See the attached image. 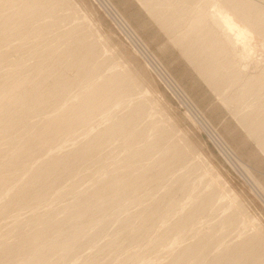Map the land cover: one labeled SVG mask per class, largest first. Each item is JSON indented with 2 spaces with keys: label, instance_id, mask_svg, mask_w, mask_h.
<instances>
[{
  "label": "bare ground",
  "instance_id": "6f19581e",
  "mask_svg": "<svg viewBox=\"0 0 264 264\" xmlns=\"http://www.w3.org/2000/svg\"><path fill=\"white\" fill-rule=\"evenodd\" d=\"M147 3L166 28L185 30L183 37H178L180 42L178 38L173 39L176 44H182L199 74H204L212 86L216 89L238 86L229 95V102L238 109L246 101L248 112L242 115L241 123L264 150V65L257 73V69L248 72V68L255 69L261 63L259 57V61L254 57L255 52L264 49V4L251 0H147ZM56 6L57 0H0V64L10 51L38 56L29 69H22L19 60L7 72L0 73V197H7L0 200V222L3 220L7 226L13 220V225L6 228L16 236L12 240L5 235L4 224L0 227V264H106L102 261L104 256L114 253L121 257L120 253L127 254V250L144 244V250H131L134 253L119 258L121 264L142 261V264H264V233L257 231L232 245L219 236L215 240L216 227L221 223H235L236 212L226 216L223 212L224 217L214 224L215 229L200 232L198 238L188 243L182 241L185 235L193 233L197 224L215 213L220 195L213 187L208 189V185L206 194L195 193L185 174L177 175L176 167L181 168L183 164L185 167L187 164L183 162L187 156L176 141L169 139V144L162 142L165 147H160L161 139H145V130L139 128L148 113H152L144 105L147 101L135 102L129 111L117 115L99 131L92 124L94 134H89L75 149L60 153L62 138L75 135L83 125L90 124L87 126L90 129L97 111H106L111 104L122 102L137 86L128 72L127 75L108 74V70L106 75L99 46L76 30L64 32L59 44L39 53L43 42L42 38L40 41L36 38L51 31L52 23L46 18L55 14ZM87 131L83 132L86 136ZM116 138L122 140L119 143L124 145L121 146L124 155L121 163H117L119 166L110 170L104 168L107 159L101 154L112 140L117 143ZM158 148L160 155L155 159L153 154ZM106 152L109 151L106 149ZM91 161L97 168H104L106 176L96 179L88 189L74 193V200L65 203L61 211L54 201L67 196L70 192L67 181L80 177V174L76 176L78 169ZM168 175L171 178L174 175V181L184 185L167 184ZM148 188L150 195L145 193ZM180 191L188 193L185 203L175 199ZM49 204L56 207L46 208ZM132 204L140 209L124 214V218L116 216L121 213L120 208L128 209ZM44 206L46 210L40 211ZM24 209L28 215L22 226L18 219ZM12 210L20 212H15L17 215H12L14 218L9 222L5 221ZM112 216L118 218V227L112 233L108 231L110 238L102 245L101 236L113 225L110 224ZM168 220L172 221L166 226ZM219 243H225V247L221 249ZM90 247L94 248L92 252L81 256L84 248ZM160 247L167 248L160 253L168 259L162 256L164 261L156 262Z\"/></svg>",
  "mask_w": 264,
  "mask_h": 264
},
{
  "label": "rangeland",
  "instance_id": "374dc122",
  "mask_svg": "<svg viewBox=\"0 0 264 264\" xmlns=\"http://www.w3.org/2000/svg\"><path fill=\"white\" fill-rule=\"evenodd\" d=\"M251 1L257 2L258 4L262 5L264 4V0ZM46 21L52 23V29L51 31L45 33L42 37L36 38L37 40L42 38L41 42H43L39 53L42 50L50 47L51 45L56 46L57 44H59L61 35L64 32H67L69 30H76L78 31L77 34H80V32L85 34L90 42H95L99 46L102 54L99 58L102 57L101 60H104H102L104 65L103 70L106 71V75L111 74L112 72L113 74L116 73L127 75L128 72L129 76L136 82L137 86L135 87L136 89H134V92L136 91V94L134 92H131V95L129 93L130 96H126V98H124L122 102L119 101L120 103L115 102L111 104V107L106 109L107 112L105 110L102 112L97 111V114L95 113L97 116L94 114V119L92 118L93 121H91L90 128L91 131L93 130V133L90 131V129L87 128V126L90 127V124L86 126L83 125L85 128H82L81 125L79 127H81L82 129H79L78 127L80 131L77 130L78 132L75 135H69L71 137L66 136L67 138H62L61 141L58 140L60 141V144L57 141V143H55L57 144L55 147L57 148L59 144L58 150L60 149V153L68 151L70 149H75L85 141L84 139H86L87 137L89 138V134L95 133V128L96 131H99V129L101 130L102 128H104V126L109 125V123H111V121L115 117H117V115L122 113L124 114L129 111L130 108L134 106L133 104H135V102L147 101L146 103H144V105L146 104L145 107H148L146 108L148 109V112L152 110L151 112L153 113V116L152 113H148L150 116L147 115V118L145 117V119L147 120L144 119L143 123L140 124L141 127L139 129L142 128L146 132L145 139H153V141L161 139L162 145L160 147L164 146V144H169V139L170 142L176 141V143L182 146V148L185 150L187 156L185 161L183 162L187 165L184 167L185 164H183L181 165V168L179 166L176 167L177 169H179L177 171V175H179L178 173H184L186 179L194 187L193 191L195 193L203 195L208 192V189H210V187H213L219 193L217 195H220L218 196V198L216 197L217 207H215V210H213V212L215 211L216 214H212L210 212L211 215L210 217H208L209 219H205L202 224H197V227L193 230V233L192 231L190 232L192 233V235H190V233L185 235L182 238V241L188 243L191 240L198 238L199 234H201L200 232L207 230V232H209V229H211V227L212 229H215L216 226L214 224H218L221 218L224 217V214L226 216V213L227 215H229L228 213L231 212L237 213L238 221L236 220V222L233 224L230 223L231 225H229V223L219 224V227H216V230L214 231L215 233L210 230V233H214L215 236L217 234L215 240H217L219 236L224 242L232 245L239 242L245 236H250L254 233H257V231L261 232L262 234L264 233V150L259 145L258 141L254 138L255 136H253V134H251L249 130H247V128L241 123L242 115L248 112V110L246 109V101H244V103L242 102L243 104H240L241 108L238 107L237 109L236 107H234V105H232L231 102H229L230 96L234 94L238 89L237 85H235L234 87L222 86L220 87V89H216L215 86H212V84L207 81L206 77L204 78V74H199L200 71L196 67V63L185 51V48L182 46V44H179L178 42L176 44V40H179V42L181 41V38L178 37H183L182 34L185 30L183 31V29H180L182 30L180 31L179 29L175 28H173V30H170L166 28L165 25L157 17V15L151 12V7H149L147 0H57L55 14L53 16H48L46 18ZM177 31H180V34L177 33ZM173 33H175V35L177 34V37H175ZM173 38L178 39L174 40ZM259 47L261 48V44H259ZM259 51L260 53L255 52L256 57H254V59L256 60L259 57L260 61L259 58L257 60L262 63L264 61V49L262 48ZM7 57L8 58L5 61H1L0 73H2L3 70L7 72L13 67V64L17 63L19 60V66L22 69H29L34 63L35 58L38 56H30L26 54L22 55L20 52L15 50L10 51ZM261 63H258L257 65L259 66L254 67L255 69L251 67L248 68V72H251L252 70L255 71L257 69L255 72L257 73L264 65H261ZM75 89H77V87ZM228 103H230V106ZM231 105L233 106L232 109ZM238 110H240L241 112H239ZM104 117L105 119H103ZM92 124L93 126L95 125V128L93 129ZM145 124L147 126H145ZM86 129H88L90 132H88ZM86 131L88 133L87 136L86 134H84ZM161 132H163L164 134H161ZM156 133H158L157 136ZM147 134L149 136H147ZM158 135L160 136L159 138ZM161 136L165 137L161 138ZM163 139H165V142ZM65 141L67 142L65 143ZM114 141H117V143L115 142L114 144L112 140L110 143H108V147L105 148L104 151H102L103 153L101 154H104L103 156L105 157L108 156L106 158L104 157V159H107L105 160L106 166L104 168H109L110 170H112L113 168H117L116 166H119L117 165V163H121V158L123 157L122 155H124V152L122 150L123 148L121 147H124L123 143L120 144V139L117 138L114 139ZM142 143L139 142L138 144ZM112 144H114V146ZM106 149L109 151L108 153L106 152ZM121 150L122 153H120ZM124 150H126V148H124ZM158 150L157 152L155 151L156 154L154 152V156L152 155L155 159L160 155V150ZM114 160H116V163ZM144 161L143 163H145ZM89 163V165L84 164L81 169H78V174L76 176L80 174V177H76L75 181H73L74 179H69L70 183H68L69 181L66 180V184H69L68 190L70 191L67 196L61 198L62 200L57 198V200H55V198L53 197L54 195L51 196L52 199L54 198L53 201L55 200V203H53V201L52 203L56 205L57 208H59L61 211L62 206H66L69 201L72 202L74 200L72 197L74 193H79L80 191H84V189H88L95 184L94 182L96 181V179L101 178V176H106L104 174V168L100 169L94 166V161H91ZM84 166L86 167L84 168ZM169 176L170 175H168L169 179L166 178L167 184H176L177 186L184 185L182 182L183 178L180 180L182 182L181 184L180 182L174 181V175H172L173 179L171 178V176ZM65 182H63V184ZM206 186L208 187V189ZM162 188H160L161 191L164 190ZM145 193L150 195L149 188ZM1 197L4 198L6 196ZM1 197L0 200L7 199V197L4 199H1ZM175 199H177L179 203H185L188 200V193L185 191H180V193H177V195L175 196ZM221 199L223 202H221ZM218 201H220L221 203L219 204ZM53 204H49L48 206H46V208H51L52 206H54ZM59 204H61V206H59ZM133 205L134 204L128 205V209L127 207H125L124 209L120 208L119 210L121 211V213L117 214L116 216H118L119 218L120 215L121 218H124L126 217V215H129V213L136 212L140 209L138 208V206ZM223 206H225V208ZM43 208L46 210L44 206L40 209V211L44 210ZM166 210L167 208L164 209V213ZM13 211L14 210L9 212V215H6V217L10 218H6L7 220L4 219L5 221L9 222L14 218L12 215L16 216L18 212H20ZM21 211L22 212L19 213V215L22 216L18 220L21 222V225L24 226L28 214L26 212V209ZM174 219L175 218H173L172 220ZM240 219L242 220L239 221ZM117 220L115 216H112V221L110 222V224L113 225L110 226L109 224L110 227L108 228L110 230L107 229V233L108 231L109 233H112L116 230L119 222H117ZM172 220H168L165 225H170V222ZM12 221L10 222L13 225ZM238 222L240 224H238ZM5 223L6 222L2 220L0 222V225L2 226L0 227L3 228V224L5 226ZM9 225L3 228L4 230H6L5 235L7 237L11 236L12 240H16V236L8 231V229L12 226L11 225L9 227ZM225 225H229L230 227L227 226L228 229L231 230L232 228V230L230 231L228 229H225L227 228L225 227ZM227 230L230 232H228ZM220 231L224 232L222 234L223 236H221L222 232ZM225 231H227L228 233ZM109 233L106 236V240V237H103L106 234H103V236H101L102 240H100L101 238H98L101 243H103L102 245H104L105 241L107 242V240L110 238ZM224 237L225 239H223ZM96 243H98V240ZM219 244L221 245V249L225 247V243ZM135 245L137 246V244ZM138 245L140 246L141 243H138ZM144 246L145 244L142 247L140 246V248L144 250ZM131 247L133 248L135 246L131 245ZM161 247L157 250L160 249V251L158 252L164 253V250L167 248L164 247L165 249H162ZM88 248H84V254L81 251V256L86 255L89 252L91 253L94 249L93 247H90V249ZM140 248L135 247L131 250L137 252L138 249L140 250ZM131 250H127V254L134 253L130 252ZM157 250L153 252L157 254ZM153 252L150 254H153V256H155ZM159 253V256L157 255L158 257L155 256L157 259L156 262L162 261L163 259H168H165V254V256L162 255L164 257L162 259L161 253ZM113 254H111V256H104L102 261L106 264H118L120 262L119 258L121 259L123 255H127L125 253H120L121 255L123 254L122 256L118 254L121 257H118L115 254L112 257ZM150 256L152 258H150L152 261L155 257L149 255V257ZM149 257L147 259H149ZM153 261H155V259ZM142 263L143 261L141 263L138 262L137 264ZM119 264H121V262Z\"/></svg>",
  "mask_w": 264,
  "mask_h": 264
}]
</instances>
